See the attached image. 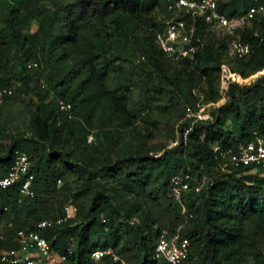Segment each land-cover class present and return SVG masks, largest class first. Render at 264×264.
Masks as SVG:
<instances>
[{
  "label": "trees",
  "instance_id": "16d2710c",
  "mask_svg": "<svg viewBox=\"0 0 264 264\" xmlns=\"http://www.w3.org/2000/svg\"><path fill=\"white\" fill-rule=\"evenodd\" d=\"M216 5L235 25L219 36L197 19L204 46L175 61L155 43L168 17L164 0H0V90L13 89L0 106L34 98L25 105L26 129L0 123V175L23 150L35 194L22 195L19 182L0 187V251L16 249V233L34 229L65 258L60 264H90L98 249L109 251L100 264H118L113 255L166 264L152 259L166 231L188 240L183 264H264V169L229 161L264 139V14L243 18L264 0ZM28 62L38 67L28 71ZM222 65L256 76L229 84L211 119L170 146L194 121L189 113L220 100ZM57 99L71 105V119ZM160 122L164 139L153 143ZM186 176L189 191L177 202L171 180ZM67 204L74 216L65 219ZM43 220L54 223L37 229Z\"/></svg>",
  "mask_w": 264,
  "mask_h": 264
},
{
  "label": "built area",
  "instance_id": "2783aa9c",
  "mask_svg": "<svg viewBox=\"0 0 264 264\" xmlns=\"http://www.w3.org/2000/svg\"><path fill=\"white\" fill-rule=\"evenodd\" d=\"M166 2V10L168 17L165 19L163 31L155 34V43L158 49L166 56L175 61L193 57V55L204 46V41L200 37L195 36V24L197 19H202L206 23H211L213 27L223 30H229L235 25V20L227 19L217 11L216 0H164ZM264 14V7H250L244 15V19H251L255 14ZM38 67L36 62L26 64V69L33 70ZM255 77V76H254ZM253 76L243 79L239 74L232 73L226 65L221 66V93L225 97V93L229 84L236 83L238 85L247 84ZM42 84V83H41ZM43 88L44 85L42 84ZM13 89L5 87L0 90V103L4 97L12 95ZM57 105L61 112L67 115L68 119L73 117L71 105L61 99H57ZM217 104H206L196 112L189 113L187 117L193 118L186 128L181 129L177 133V138L172 146L178 144L179 141H186L190 131L197 122L210 120V107ZM93 141V135L87 136V143ZM12 162L9 166L6 176L0 175V187L6 188L16 182L20 183V193L30 199L34 198V192L31 189L33 176L30 172V159L23 150H15L12 156ZM229 161L234 166H254L264 169V139L256 137L254 141L248 145L242 146L235 154L229 156ZM60 182L58 181V185ZM189 191L188 177H174L170 183V197L180 202L182 196ZM65 219L74 216V208L67 204L65 207ZM64 219V220H65ZM60 222V221H57ZM50 220H43L36 225L37 229H44L53 225ZM3 240V234L0 233V241ZM17 244L16 249H8L0 251V262L4 264H60L65 258L56 255L49 248L47 241L32 229L18 231L13 238ZM109 251L98 249L92 252L90 264H100L103 257ZM188 256V240L180 238L178 233L172 237H167L166 231H162L156 241L152 259L157 263L164 262L166 264H183ZM113 260L118 264H128L124 260L113 255Z\"/></svg>",
  "mask_w": 264,
  "mask_h": 264
},
{
  "label": "rangeland",
  "instance_id": "374dc122",
  "mask_svg": "<svg viewBox=\"0 0 264 264\" xmlns=\"http://www.w3.org/2000/svg\"><path fill=\"white\" fill-rule=\"evenodd\" d=\"M215 31H216V34L220 36V35H223L226 30L216 28ZM229 48H231L230 54L233 55L236 53L237 46H234L233 43H231ZM261 74H264V71H262ZM254 76H256V75H254ZM16 83L17 82L14 81L13 85H15ZM31 99L33 100L34 98L30 94L23 95L21 97V100L8 101L5 106H0L1 107L0 108V123L3 121L7 122L9 125H11V127L13 129H15L17 127V125H19L17 127V130L18 129L20 130L23 127H24V129H26L25 126H27V123H28V112H27L25 105ZM224 101H225V97L221 93L220 100L217 103H215L217 105L210 107L209 109H214L215 107L222 105L224 103ZM98 122H99L98 119H96L94 127H93L94 130L98 129V127L100 125V124H98ZM136 124H139V123L137 122ZM139 125H142V123H140ZM151 130L153 133V138H152L153 143H159V142H161V140L164 139L165 128L163 125H161V122L158 125L156 124ZM170 146H172V144Z\"/></svg>",
  "mask_w": 264,
  "mask_h": 264
},
{
  "label": "clouds",
  "instance_id": "9594fccd",
  "mask_svg": "<svg viewBox=\"0 0 264 264\" xmlns=\"http://www.w3.org/2000/svg\"><path fill=\"white\" fill-rule=\"evenodd\" d=\"M29 63V62H28ZM37 63V62H36ZM27 64V63H26ZM26 64H25V67H26ZM38 65V64H37ZM29 71H31V70H29Z\"/></svg>",
  "mask_w": 264,
  "mask_h": 264
}]
</instances>
